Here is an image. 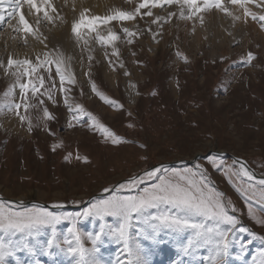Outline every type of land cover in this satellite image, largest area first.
I'll list each match as a JSON object with an SVG mask.
<instances>
[{
    "label": "rangeland",
    "instance_id": "374dc122",
    "mask_svg": "<svg viewBox=\"0 0 264 264\" xmlns=\"http://www.w3.org/2000/svg\"><path fill=\"white\" fill-rule=\"evenodd\" d=\"M67 1L49 0L54 8L56 4L60 5L55 8L56 12L50 11V15L58 14L63 22L60 19L53 23L41 20L37 25L36 13L27 16L32 20L30 26L39 31L34 35L25 36L8 26L7 21L0 22V40L7 36L19 39L12 49L9 45L0 46V62L10 50H20L24 55L33 51L35 46L44 49L46 45L41 58L43 53H50L49 42L68 25L69 10L63 7ZM129 1H114L117 4L109 15L117 11L134 12L138 4L143 3V0H135L136 7L130 9L125 4ZM35 2L39 4L40 0ZM161 4L160 7L149 5L141 9L133 20L103 23L106 16L97 14L95 16L101 21L97 22L95 30L82 26V39L79 41L72 34L74 43L68 52L74 63L71 73L61 64L66 77V93L58 90L60 80L55 75V63L45 66L51 70L53 80L46 79L42 87L37 78L49 75L44 69L38 68L32 77H21L22 82L31 79L37 83L36 97H32L31 91L27 93L28 102L34 107L26 113L23 108L19 110L30 118L32 127L29 131L28 123H21L7 107L0 111V202L21 211L23 208L17 207L19 204L13 200L38 201L48 206H74L75 210H54L37 203L22 204L26 208H44L75 217L93 202L113 195L116 186L127 182L133 175H142L145 170L161 165L182 169L200 164L206 170L210 186L223 193L225 203L231 201L235 212L229 208V214L239 221L232 233L227 264H261L264 240L254 238L252 234L264 236V224L257 223V220H264V204L257 198L238 192L234 184L238 185L239 180L234 176L230 178L225 168L233 159L241 160L264 178V33L258 37L253 28L247 36L239 30H228L225 32L227 37L223 38L206 30L199 40L195 29L188 26L194 17L180 19L177 5H168L163 0ZM222 4L230 9L229 0H222ZM257 5V16L264 14V1H258ZM24 7L26 9L27 6ZM149 10L152 14L144 15ZM201 14L195 20L203 25L205 20ZM157 17L160 19L153 23ZM73 21L70 20V29ZM13 22L17 23L18 17ZM250 22H257L258 26L262 23L259 20ZM125 27L135 35L126 36L123 32ZM109 30L116 34V40L102 44L95 39L97 34L107 36ZM37 36L44 43H40ZM249 52L254 59L246 64L244 60ZM6 67H0V103L5 105L8 101L21 100L18 86L13 88L11 97L4 96L16 83V76L12 75L16 69L13 67L5 72ZM107 72L116 76L113 81L106 78ZM69 75L74 78V83L68 82ZM125 75L132 80L136 92L134 100L125 94ZM53 83L56 85L53 89L55 102L46 94V89ZM92 84L119 107L101 100L92 91ZM66 97L73 107L80 105L125 143L113 145L98 131L89 128L87 117H82L80 122L69 128ZM45 108L54 119L44 118ZM3 118L14 120L18 132L8 125L3 127ZM57 142L62 146L53 149ZM69 155L71 159L66 160ZM77 156L87 158V163L76 159ZM209 156L223 161L224 167H213ZM190 160L192 162H186ZM105 188L109 190L105 192ZM133 194L134 191L128 190L119 193L122 196ZM100 223L98 217L82 216L76 227L86 237L99 231ZM104 223L116 226V218L105 217ZM71 227L70 220H62L56 225L58 243L62 244L66 238L73 240L69 233ZM241 227L248 231L240 232ZM131 231L135 235L136 229ZM51 232V228H45L37 239L46 245ZM191 238V230L180 233L165 230L156 240L136 237L146 249L150 264H206L205 258L211 255L210 248L201 246L187 253L184 251ZM84 246L91 248L92 244L85 239ZM97 247L101 264H117L126 258L122 244L114 239L104 237L103 243ZM50 251L52 255L38 253L35 256L19 251L14 259L10 258L9 264H15L16 260L19 264H35L37 260L39 264H75L77 257L58 248Z\"/></svg>",
    "mask_w": 264,
    "mask_h": 264
},
{
    "label": "snow or ice",
    "instance_id": "6c2138e0",
    "mask_svg": "<svg viewBox=\"0 0 264 264\" xmlns=\"http://www.w3.org/2000/svg\"><path fill=\"white\" fill-rule=\"evenodd\" d=\"M251 2L253 0H229V3L243 8L245 17L250 16L254 21H261L260 27L264 30V14L257 16L256 13L250 12L246 5ZM163 3L177 5L180 9V19H192L198 13L209 11L212 8L223 11L226 15H231L228 8L222 4V0H163ZM25 5L27 7L22 12ZM149 5L151 7L162 6L161 0H143V3L138 4L134 12L117 11L114 15L104 17L102 22L133 20L136 15L140 14L141 9L149 7ZM257 6L259 7V5ZM185 9H187V13H185ZM50 11L56 12V9L49 0H40L39 4L35 0H0V22L5 21V13L8 18L18 17V24L13 26L9 20V26L14 27L17 32H23L25 36L34 35L38 31V29H33L26 20V16H31L33 13L37 14L35 17L37 25L41 20L53 23L54 20L60 19L63 22L62 17L58 14L56 16L50 15ZM88 12L89 10L84 8L79 14V19L74 20L71 24V32L77 41L82 39L80 32L82 26H86L92 31L95 30L97 22L101 21L100 17L90 16ZM151 14L150 10L144 13V15ZM169 15H173V13ZM236 18L234 17V19ZM159 19L157 17L152 22L156 23ZM123 32L128 37L135 35L126 27L123 28ZM36 38L40 39L38 36ZM95 39L102 44H108L116 40L117 36L109 30L107 36L97 34ZM25 43H27L26 40ZM40 43H44V41L40 39ZM45 47L47 46L45 45ZM253 59L254 56L249 52L244 62L247 64ZM53 63L56 65L55 75L60 80L58 90L61 93H66L68 91L64 87L66 77L61 71L62 57L59 55L53 57L51 53L45 52L41 58V55L37 54L35 63L27 58L13 59L11 56L7 60L5 72L14 67L16 71L12 75L16 76V83L4 93V96L6 98L11 97L13 88L18 86L21 100L19 102L8 101L6 105L0 103V111L7 107L9 112H14L18 116L21 123H28L29 131L32 127L30 118L26 114H21L19 110L23 108L26 113L30 107H34L28 102L27 93L31 91L32 97L35 98L38 91L37 83L42 87L46 79L53 80L51 70L45 67ZM0 67H4L2 62H0ZM38 68L48 71L49 75L47 77L39 76L37 83H33L31 79L28 82H22L21 77H32ZM68 82L74 83V78L70 75ZM54 88H56L55 83L46 89L48 98L52 99L53 102H55ZM92 91L105 103L119 107L115 101L109 100L98 91L95 84H92ZM40 103H44L43 99L40 100ZM65 105L68 107L70 115L69 128H72L74 123L80 122L82 117H87L86 123H88L89 128L98 131L113 145L125 143L80 105L73 107L68 102L67 97L65 98ZM43 115L45 119L55 118L50 115L47 108L43 110ZM61 146V142H57L53 145V149ZM65 159H71V155L66 156ZM76 159L87 163V158L77 156ZM208 160L213 167H224L223 161L217 157L209 156ZM225 172L230 178L234 176L239 180L238 185L234 184L238 192L249 195L250 198H257L261 204H264V178L255 179V174L249 170L247 165L237 159H233L231 164L227 165ZM149 181L151 183H148ZM141 185L146 186L141 187ZM108 190V188L104 189L105 192ZM123 190L134 191L135 194L119 195ZM17 207L23 208V210H13L8 203L0 202V264H9L10 258L14 259L19 251H26L33 256L38 253L52 255L50 249L53 248H58L61 252L77 257L75 264H101V260L98 259L97 245L103 243L104 237L114 239L123 246L122 253L126 258L119 260L117 264H150L146 249L138 243L136 237L156 240L165 230L173 233L191 230L192 238L184 247L186 253L192 248L206 246L211 250V255L205 258L206 264H227L226 258L232 244V233L239 224L238 219L229 214V208L235 212L231 201L225 203L223 193L210 186L206 170L200 164L182 169L167 168L161 165L152 170H145L142 175H133L127 182L118 184L113 195L93 202L83 213H77L75 217L70 214L50 212L44 208H26L22 204ZM249 213L252 214L251 208ZM82 216L98 217L101 221L99 231L86 237L79 233L76 223ZM105 217L116 218V226L104 223ZM253 218L255 219V216ZM62 220L71 221L72 227L69 228V233L73 240L69 241L66 238L61 244L56 239V225ZM257 223L264 224V220H257ZM45 228L52 230L51 238L47 240L46 245L37 239L40 232ZM133 228L136 229L135 235L131 231ZM239 231L247 232L248 229L241 227ZM252 235L254 238L264 240V236L255 237L254 233ZM85 239L91 242V248L84 246ZM15 264H19V260H16ZM35 264H39V261L37 260ZM261 264H264V260L261 261Z\"/></svg>",
    "mask_w": 264,
    "mask_h": 264
},
{
    "label": "bare ground",
    "instance_id": "6f19581e",
    "mask_svg": "<svg viewBox=\"0 0 264 264\" xmlns=\"http://www.w3.org/2000/svg\"><path fill=\"white\" fill-rule=\"evenodd\" d=\"M58 1L59 2L60 1L65 2V0H58ZM114 1L117 2V0H69L66 2L67 5H66V3L64 4L65 6H63V7L66 8L67 10H69V11H67V23H68V25H65V27H63V29H61L60 33H58L54 37V40L52 42H49V43H51L50 44L51 46L49 47L48 50L52 55H54V56L59 55L60 57H62V63L61 64L65 70H67L68 72L71 73V68L73 67V64H74V63H72V61L70 59V55L68 53L70 51V48L72 47V45L74 43V37L72 35L71 29L69 26L70 20H72V21L74 19L78 20L79 14L84 8H87L89 10L88 14H90V16L91 15L95 16L97 14L107 16V15H109V12L112 11L113 8H115L116 5H114V4H117V3H113ZM134 1L135 0H130L129 2L125 3L126 7L130 8V9H134L136 7V4ZM223 1H227V0H223ZM258 1H264V0H253V2L246 5V7L249 9L250 12L256 13L257 7H258L257 6ZM58 4H56L55 8L60 7V5H58ZM111 5H113L112 8H110ZM225 6H227V5H225ZM24 8L22 9V12L25 10ZM228 11L231 13V15H226L223 11H220V10L215 9V8H212L206 12H201L202 14L198 13L197 14L198 16L200 14L204 15L205 23L203 25L198 23L195 20L196 18L194 17L193 21L191 22L192 26L189 24H188V26L190 28L192 27L195 29L196 38L199 40L201 38L200 35L202 34V32L206 31V30L209 32L214 31L215 34H217V37L219 36V37H223V38L225 37L226 38L227 37L226 33L228 30L229 31L230 30H232V31L239 30L241 33H244L247 36V33L250 32L253 28V30L256 31V34L258 35V37L263 36L262 34L264 33V30L261 29L260 25L259 26L257 25V22H250V21H252V20H250L251 19L250 16L245 17L243 15V8L239 7L238 5L231 4L230 9ZM185 12L187 13V10ZM5 17H6L5 21H7V25L9 26V24H8L9 20L12 22L13 19L8 18L6 13H5ZM234 17H237V18L234 19ZM26 20L29 22L30 25L32 24V22H31L32 20H30L29 17L26 16ZM11 24L13 26H15L16 24H18V22L17 23L13 22ZM13 30H15L14 27H13ZM54 33L55 32H53V35H54ZM7 35H8V33H7ZM45 35H43V36H45ZM21 37H23V36H21ZM18 40H19L18 38L15 40V36L14 37H11V36L8 37L7 36L6 38H1L0 46H3V45L8 46L9 45V47H10L9 49H12V47L17 44L16 42ZM23 40H25V39H23ZM28 40L29 39H27V41ZM32 41H34V39H32ZM43 45L44 44H42V46ZM45 48L43 49V47L35 46L33 51L27 52V54H24V55L21 54L22 52L20 50L15 49L17 52L16 51L12 52L10 50V52H8L6 55H4V57L2 58V62L4 63V66L7 65V60L9 58V56H11L13 59H21V60L27 58V59L35 62L37 59V54L41 55V52H43L45 50ZM28 56H30V57H28ZM69 63H70V65H69ZM105 76L110 81H113L116 77L115 75L108 73V72H107V74H105ZM124 81H125L124 82V90H125L126 96L130 100H134L136 98V96H135L136 92H135V89L133 87V83H132L130 76L125 75ZM3 120L1 121V124L3 127H7V125H8V128L12 127V123H13L12 120L9 123H8L9 120H5V118H3Z\"/></svg>",
    "mask_w": 264,
    "mask_h": 264
},
{
    "label": "water",
    "instance_id": "95a60500",
    "mask_svg": "<svg viewBox=\"0 0 264 264\" xmlns=\"http://www.w3.org/2000/svg\"><path fill=\"white\" fill-rule=\"evenodd\" d=\"M215 152L219 153L218 151H215ZM186 162L190 163L192 161L190 160V161H186ZM13 202L20 203V204L22 203V202H18L17 200H13ZM31 202H33V201H31ZM31 202H27V203H31ZM34 202H37V201H34ZM37 203H40L41 205H44V206H47V207L53 208V209L60 207V206H48V205L41 203V202H37Z\"/></svg>",
    "mask_w": 264,
    "mask_h": 264
},
{
    "label": "crops",
    "instance_id": "0c3cea01",
    "mask_svg": "<svg viewBox=\"0 0 264 264\" xmlns=\"http://www.w3.org/2000/svg\"><path fill=\"white\" fill-rule=\"evenodd\" d=\"M9 122H10V121H8V123H9ZM14 123H15V121L13 120V123H12V127H11V128H12L13 131L18 132V130H17L18 128H17V126H16ZM13 131H12V132H13Z\"/></svg>",
    "mask_w": 264,
    "mask_h": 264
}]
</instances>
